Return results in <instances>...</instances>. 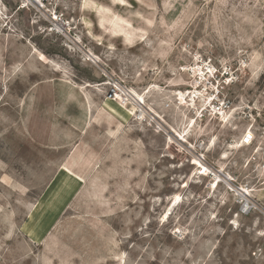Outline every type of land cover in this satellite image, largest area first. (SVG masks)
<instances>
[{
	"label": "rangeland",
	"instance_id": "obj_1",
	"mask_svg": "<svg viewBox=\"0 0 264 264\" xmlns=\"http://www.w3.org/2000/svg\"><path fill=\"white\" fill-rule=\"evenodd\" d=\"M0 264H264V0H0Z\"/></svg>",
	"mask_w": 264,
	"mask_h": 264
},
{
	"label": "bare ground",
	"instance_id": "obj_2",
	"mask_svg": "<svg viewBox=\"0 0 264 264\" xmlns=\"http://www.w3.org/2000/svg\"><path fill=\"white\" fill-rule=\"evenodd\" d=\"M138 102H139L140 104H142V103H143V97H142L141 99H138ZM205 103H206V102H204L202 108H204V109L207 110V108L204 107ZM205 106H206V105H205ZM207 106H208V105H207ZM200 110H201V109H200ZM130 116H131V114H130ZM247 136H248V135H247ZM245 138H246V137H245ZM243 141H244V140H243ZM245 141H246V140H245ZM248 142H249V140H248ZM205 171H209V168H205ZM221 177H222L221 175L216 174V179H217V181H221V179H222ZM241 192L245 193L244 190H241ZM176 201H177V200H176Z\"/></svg>",
	"mask_w": 264,
	"mask_h": 264
}]
</instances>
